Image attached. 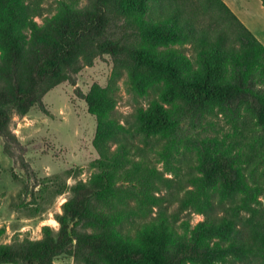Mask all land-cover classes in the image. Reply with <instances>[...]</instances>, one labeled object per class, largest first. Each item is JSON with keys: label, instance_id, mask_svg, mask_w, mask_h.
Listing matches in <instances>:
<instances>
[{"label": "trees", "instance_id": "obj_1", "mask_svg": "<svg viewBox=\"0 0 264 264\" xmlns=\"http://www.w3.org/2000/svg\"><path fill=\"white\" fill-rule=\"evenodd\" d=\"M198 3L218 18L213 27L197 26L181 0H94L88 11L62 3L53 16L34 0H0V137L9 154L22 149L15 114L45 109L52 88L76 83L80 57L117 59L107 87L79 92L98 118L99 171L72 188L57 232L47 225L40 240L0 245V264H55L64 254L77 264L264 259V146L240 125L249 113L264 131V43L224 0ZM119 79L137 101L125 119L116 115ZM215 106L231 129L195 132Z\"/></svg>", "mask_w": 264, "mask_h": 264}, {"label": "rangeland", "instance_id": "obj_2", "mask_svg": "<svg viewBox=\"0 0 264 264\" xmlns=\"http://www.w3.org/2000/svg\"><path fill=\"white\" fill-rule=\"evenodd\" d=\"M224 1L248 27L233 2ZM241 1L250 13L263 16L260 3L262 0H237L239 3ZM34 2L39 4V11L43 16L56 14L62 3L82 11L93 9L94 5V0ZM181 2L185 4L187 13L197 22V26L213 27L218 21L212 12L205 13L201 7L198 8V0ZM37 19L42 23L40 17ZM226 19L235 23L231 18ZM123 21L125 18L120 17L118 24L122 25ZM186 51L193 53L189 47ZM93 56L91 65H87L83 57L79 58L83 67L76 74V83L64 81L44 96L45 109L34 106L25 116L15 114L12 127L21 150L13 149L14 153L9 154L5 149V140L0 137V229L6 230L0 236V245L20 244L27 239L40 240L43 238V228L47 225L57 232L60 228L58 216L63 213L64 203L73 196L72 188L80 182H89L92 175L99 171L97 160L100 155L94 145L98 118L90 111L81 93H89L96 83L107 87L117 59L109 53L101 54L97 51ZM128 63L129 60L121 58L119 65L129 68ZM118 81L122 90L116 115L125 119L130 117L137 101L125 87L124 79ZM140 102L145 104L148 101L142 98ZM246 114L240 120L241 129L246 138L258 139L255 147L260 150L264 146V131L257 130L260 126L256 124L255 117ZM197 124L196 128L193 126L194 131L203 135H223L231 129L227 117L218 106L208 109L197 120ZM258 134L261 137L255 136ZM191 158V155L184 156L185 161ZM183 170L188 172L192 169L185 166ZM261 199L264 203V197ZM203 219V215L192 214L193 223ZM55 264L77 262L73 255L64 254L55 259ZM233 264H264V259L253 258Z\"/></svg>", "mask_w": 264, "mask_h": 264}, {"label": "crops", "instance_id": "obj_3", "mask_svg": "<svg viewBox=\"0 0 264 264\" xmlns=\"http://www.w3.org/2000/svg\"><path fill=\"white\" fill-rule=\"evenodd\" d=\"M242 15L244 21L247 23L248 27L251 29L253 33H255L259 39L264 43V4L261 3V9L263 16H259L258 14L250 13V10L246 5L241 1L240 3L237 0H231ZM260 1V0H259Z\"/></svg>", "mask_w": 264, "mask_h": 264}]
</instances>
